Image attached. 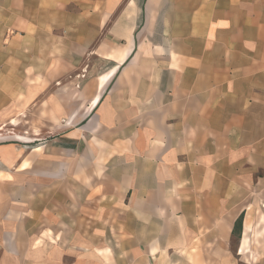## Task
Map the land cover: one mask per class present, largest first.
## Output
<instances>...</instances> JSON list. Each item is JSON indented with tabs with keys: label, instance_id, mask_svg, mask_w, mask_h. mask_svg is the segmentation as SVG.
Instances as JSON below:
<instances>
[{
	"label": "crops",
	"instance_id": "crops-1",
	"mask_svg": "<svg viewBox=\"0 0 264 264\" xmlns=\"http://www.w3.org/2000/svg\"><path fill=\"white\" fill-rule=\"evenodd\" d=\"M0 77V264H264V0H0Z\"/></svg>",
	"mask_w": 264,
	"mask_h": 264
},
{
	"label": "rangeland",
	"instance_id": "rangeland-1",
	"mask_svg": "<svg viewBox=\"0 0 264 264\" xmlns=\"http://www.w3.org/2000/svg\"><path fill=\"white\" fill-rule=\"evenodd\" d=\"M12 51L14 52V48H12ZM9 49H7V52H12ZM19 53V50L17 51ZM29 63V61L27 59H25L24 61H21V64H19L18 62H13V61H7L6 67H24ZM7 79H13V77H6ZM1 79V77H0ZM16 95L15 92H6L4 98L0 96V103H3L4 101L9 102L7 103V106L5 108V110L1 109L0 110V138L4 137L5 135H13L14 132H27L28 131V125L29 122L28 120L22 119V122H14L15 115V109L13 107V101L14 98L12 99V97H14ZM23 97V96H18V98ZM23 99V98H22ZM26 98L23 99L24 102H26ZM26 110V109H24ZM22 110V111H24ZM25 113V112H24ZM23 115L26 116V113ZM19 114V111H17L16 115ZM4 122V123H3ZM4 124H6L4 126ZM1 141V140H0ZM6 240H9V243L12 245L13 244V239H10V237H8L6 235ZM236 243L235 240L232 241V245H234ZM2 254H0L1 257ZM5 264H10L11 261H9L8 259L5 260Z\"/></svg>",
	"mask_w": 264,
	"mask_h": 264
},
{
	"label": "trees",
	"instance_id": "trees-1",
	"mask_svg": "<svg viewBox=\"0 0 264 264\" xmlns=\"http://www.w3.org/2000/svg\"><path fill=\"white\" fill-rule=\"evenodd\" d=\"M242 218H243V213H241L238 218L236 219L235 223H234V228L233 231H237L239 232L241 229V223H242Z\"/></svg>",
	"mask_w": 264,
	"mask_h": 264
}]
</instances>
